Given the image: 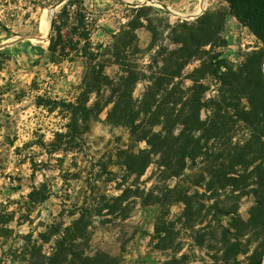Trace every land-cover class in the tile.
Wrapping results in <instances>:
<instances>
[{"label":"trees","instance_id":"trees-1","mask_svg":"<svg viewBox=\"0 0 264 264\" xmlns=\"http://www.w3.org/2000/svg\"><path fill=\"white\" fill-rule=\"evenodd\" d=\"M225 1L229 13L259 40V48L246 53L239 63L222 58L220 52L203 58L202 53L209 54L217 45L224 22L221 11H208L194 22L174 24L169 38L177 47L169 58L161 59L164 67L154 71L162 55L155 50L162 30L148 19L146 25L130 19L110 34L112 42L103 47L92 42L98 24L82 2L68 0L54 18L47 50L53 64L78 57L83 66L81 81L71 99L37 95L35 104L50 112L64 111L65 130L54 132L49 143L52 152L73 150L104 109L109 124L123 126L130 139L145 142L143 149H122L120 155L126 158L122 164L141 176L155 163L164 179L176 180L161 192L153 187L143 197L136 195L144 199V206L157 208L151 236L154 248H175L176 232L187 229L193 245L206 252L208 261L203 264H242L241 257L246 264H264V0ZM152 9L141 6L138 11ZM140 27L150 32L147 49L154 51L143 67L139 58L132 63L128 59L131 48L138 49L132 43ZM25 44L33 46L30 41ZM205 45L210 50H201ZM193 58L200 65L183 75ZM108 62L119 67L114 78L104 71ZM172 63L176 70L169 72ZM207 76L217 84L212 95L203 81ZM186 79L189 85L184 84ZM142 80L148 83L140 97H134V88ZM238 127L243 128L240 138H236ZM212 145H219L216 153L211 152ZM192 186L201 191H192ZM226 187L232 198L218 201L214 192ZM247 194L254 201L244 219L239 197ZM174 204H180L181 211L171 216ZM84 211L91 213L90 208ZM76 213L68 225L39 233L43 242L58 238L51 255L40 253L43 260L35 264H116L107 253L91 254L80 248L89 222L83 212L70 216ZM185 257L183 253L180 258Z\"/></svg>","mask_w":264,"mask_h":264},{"label":"rangeland","instance_id":"rangeland-1","mask_svg":"<svg viewBox=\"0 0 264 264\" xmlns=\"http://www.w3.org/2000/svg\"><path fill=\"white\" fill-rule=\"evenodd\" d=\"M57 1L0 0V264H35L43 260L41 254L51 255L58 235L43 242L39 233L68 225L78 216V213L70 216L73 212H83L89 222L80 248L91 254L107 253L115 258L116 264L207 262L206 252L193 245L187 229L176 232V249L153 247L151 236L157 208L144 206L142 197L151 188L161 192L163 187L172 186L176 180L164 179L155 163L150 164L141 176H136L122 164L126 161L125 156L120 155L122 149H143L146 144L130 139L125 127L109 124L107 109L77 139L73 150L51 151L49 143L54 132L65 130L64 111L57 108L50 112L38 107L35 97L71 99L83 71L78 57L60 64L49 61L47 45L52 33L51 18L56 17L68 0L56 9H50ZM154 1L166 7L148 0H80L98 24L91 36L92 42L105 47L112 42L110 34L117 32L121 24L140 19L146 25L148 19L162 30L155 48L162 52L157 68L153 69L156 71L164 67L161 59L169 58L170 51L177 47L169 38L174 24L194 22L208 11H221L224 22L220 38L212 52L202 53L203 58L220 52L222 58L239 63L246 53L261 45L248 28L229 13L225 0ZM141 6L153 9L138 11ZM135 33L136 40L132 44L138 49L131 48L128 59L132 63L139 58L138 64L143 67L154 54L147 49L151 34L145 27L137 28ZM26 41L33 46H27ZM201 50H210V45ZM107 59L112 61L113 58L107 56ZM199 65L198 59H191L183 69V75ZM175 70L176 65L172 63L168 71ZM104 71L114 78L119 67L108 62ZM203 81L210 85L209 95L215 93L216 82L209 76ZM147 83L142 80L136 84L134 97H140ZM184 84L189 85L190 81L186 79ZM201 115L204 117L205 111ZM242 132L243 128L238 127L236 138H240ZM218 146H210L211 152L216 153ZM196 189L201 191L192 186V191ZM214 193L216 199L223 202L233 196L229 187ZM253 201L250 194L239 197L242 218H248ZM86 208L91 209L90 214L84 211ZM180 211V204L170 208L171 216ZM183 253L186 257L181 259ZM240 259L246 264L243 257Z\"/></svg>","mask_w":264,"mask_h":264},{"label":"water","instance_id":"water-1","mask_svg":"<svg viewBox=\"0 0 264 264\" xmlns=\"http://www.w3.org/2000/svg\"><path fill=\"white\" fill-rule=\"evenodd\" d=\"M65 1H67V0H58L54 5H52V7H51L50 9H52V10L56 9L59 5H61V4L64 3ZM148 1H150V2H152V3H158L159 5H161V6H163V7H166V6H164L163 4H161V3L157 2V1H154V0H148ZM53 21H54V19L51 18V23H50V28H51V29L53 28Z\"/></svg>","mask_w":264,"mask_h":264},{"label":"bare ground","instance_id":"bare-ground-1","mask_svg":"<svg viewBox=\"0 0 264 264\" xmlns=\"http://www.w3.org/2000/svg\"><path fill=\"white\" fill-rule=\"evenodd\" d=\"M46 36H47V35H46ZM47 38H48V37H47ZM47 38H46V39H47Z\"/></svg>","mask_w":264,"mask_h":264}]
</instances>
